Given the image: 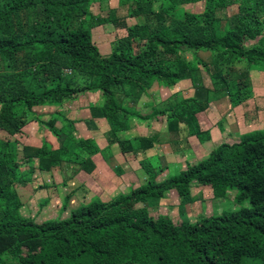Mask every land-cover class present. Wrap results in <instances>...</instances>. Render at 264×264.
Listing matches in <instances>:
<instances>
[{"label": "trees", "instance_id": "trees-1", "mask_svg": "<svg viewBox=\"0 0 264 264\" xmlns=\"http://www.w3.org/2000/svg\"><path fill=\"white\" fill-rule=\"evenodd\" d=\"M197 1L158 0L155 15L170 19L171 31L162 32L159 26L143 31L140 25L125 24L118 44L108 55H102L90 30L63 26L86 14L90 0H0V62L6 67L12 63L14 73L31 68V73L40 72L42 76L36 82L17 85H12L11 76L0 80V129L10 135L20 133L26 124L25 113L32 107L58 103L83 89L101 92L104 104L99 116L107 120L112 136L127 130L130 118L145 121L162 114L172 122H180L174 108L167 114L166 109L148 115L130 113L116 102L113 89L128 85L142 91L153 82L175 84L188 73L189 65L178 56L182 49L210 51L218 59L232 57L264 66V0H254L253 8L232 14L227 18L228 27L221 32L215 11L226 8L230 0H205L200 15L177 14L184 3ZM153 2L144 0L143 5L132 6L131 15L154 13L150 9ZM31 11L35 15L26 20ZM124 21L111 20L115 27ZM26 25L24 30L22 26ZM256 38L255 44L245 45ZM136 41L141 49L133 52ZM65 61L89 78L88 86L71 88ZM36 65L41 69L36 70ZM216 75L221 80L220 89H226L233 105L252 96L245 80L235 81L231 92L227 75L220 70ZM31 82L41 91L34 92ZM178 105L186 109L188 118L184 122L190 125L189 119L194 120L196 112L205 110L206 103L188 98ZM195 128L198 139L207 137L199 126ZM108 141L117 142L122 153L131 151L129 143L125 147V142L116 137ZM78 144L84 145L80 141ZM60 155L46 146L36 150L22 145L19 149L16 140L0 139V264H42L45 260L75 264L86 257L91 264H264V131L247 132L233 144L221 143L209 158L187 164L185 171L160 183L155 182V168L141 161L139 166L147 176L142 186L107 202L81 204L64 219L38 223L22 217V201L14 183L25 182L27 172L19 171V161L29 163L37 158L38 168L49 170L60 163ZM70 161L79 164L81 170L93 169L89 160ZM191 182L209 185L215 196L235 189L236 208L190 223L183 207L192 201ZM172 189L180 198L178 224L163 214L153 219L148 211L164 191ZM70 196L67 194L64 200Z\"/></svg>", "mask_w": 264, "mask_h": 264}, {"label": "rangeland", "instance_id": "rangeland-1", "mask_svg": "<svg viewBox=\"0 0 264 264\" xmlns=\"http://www.w3.org/2000/svg\"><path fill=\"white\" fill-rule=\"evenodd\" d=\"M90 1V6L88 7V12L86 14L75 18V20H73L75 22H69V24H64L63 26L67 28H74L76 26H80L82 28L90 30L93 39H96L97 43L100 45L99 50L102 55H108L116 46V44H118V39H120L121 37L109 39V37L105 35L97 34L96 30L97 28H99V24L97 22L100 20L102 21V26H100L103 27L104 30H107L101 31H103L104 33L110 32L111 35H114V32L124 30L123 28L125 27V24L128 27L133 26L135 24L140 25L142 26L143 31H146V28L154 29L158 26L160 27L158 29H160L162 32H164L165 30H167V32L172 30L173 23L170 19L165 18L163 15H161L160 17H157L155 15L156 11L158 10V0H153L154 2L152 3V7H150V9H152L154 13L150 14L148 12H142V14L138 16L131 15L130 11L134 8L136 4L143 5L144 0ZM253 1L254 0H230L226 8L218 9L217 11H215V18H217L218 20L219 32L223 31L225 28L228 27L227 18L230 17L232 14L237 13L240 9L242 11L245 10L246 12L249 8H253ZM204 3L205 0H199L197 2H187L178 7L176 12L178 15L180 13H191L200 15L204 10ZM31 13L33 12L31 11ZM31 13L27 12L25 16L26 20H31V17L35 15L34 13ZM115 18L125 19L124 23H122L121 25L119 24L120 26H122V28H120L119 25L115 27L113 22H111V20ZM27 27L28 25H26V27L22 26L24 30H26ZM22 28H20L19 31H22ZM122 35L123 34L119 36ZM261 37L264 40V27ZM256 42L257 38L253 41H247L245 45L250 46L252 44H255ZM140 44L141 43H139L138 41L132 44L133 52H138L141 49ZM178 56L180 60L186 62L189 65L188 73L185 78L175 82V84L171 86H163L154 82L149 87L144 88V90L142 91L138 88H131L128 85L123 86L121 88H114L113 90L116 102L120 106L125 108V110H127L128 112L134 113L139 111L137 110V105L139 101L143 102L142 104L146 106L149 101L155 102V99H158L159 102L157 103V106L156 108H154V110L166 109L167 114L169 113L171 108H174L176 111L175 114H178L180 116L177 121H180V123L184 124L182 128H184L185 126L187 132H196V126H199L198 130L200 132H211L213 134L212 141H210L208 136L201 140L198 139L200 140L199 143H210V147H208L206 150L201 151V154L199 153V151L191 153L196 159V163L198 161H202L209 158L214 148L218 144H233L238 142L240 136L247 132L254 130L264 131L263 65H250L244 60H237L232 57H227L228 60H225L227 58L218 59L217 55L213 52L204 50L191 52L182 49L178 51ZM65 62V67H67V72H69L68 77H70V81L72 82L71 88H74V90H76L84 88V86H88L90 83L89 78L85 77L82 74L80 75L77 70H73V68L67 66V61ZM58 63H60V61ZM11 64L9 67H6L5 63L0 62V80L6 81L4 78L11 76L12 79H10V81L12 82V85H17L20 83L24 84L29 80H34V82H36L37 78H42L40 72H37V74H35V72L32 71V75L31 68L25 71L21 70L20 72L14 73L13 69L15 70V68H13V65ZM174 64L175 63H173L172 65ZM36 66V70L41 69L40 65ZM216 70H220L221 74L225 73L227 75V82L232 88L231 92H233L234 90V82L241 78L245 80V82L250 87L252 96L247 99L244 103L233 105L229 98H227L226 89H220L222 84L220 82V78L216 75ZM8 79L9 77L7 78V80ZM31 83L34 86V92L41 91V88L36 89L35 83ZM45 84L48 85L49 82H45ZM93 91H96V89H83L80 92L72 94L71 97L66 98L65 100L70 98H77L83 93ZM188 98H192L193 100H196V102L206 103L205 110H203L202 112H196L194 115V120L189 119L190 125H187L184 122V120L188 118V113L186 112V109L178 105L179 102ZM189 105L193 109L194 107L198 109L196 105ZM163 116H161V120L165 118L166 122L173 121L172 119H169L167 115H165L164 117ZM146 124H149V122H147ZM116 139L118 138L116 137ZM66 142L68 146H65L69 149V151L65 156L62 155V158L67 157V159L70 161L72 159V154L70 155L71 148L73 144H75L76 140L72 139L71 141H69L67 139L65 143ZM179 150H182V145H180L179 143L174 144V146H172V152H170V154H172V157L173 155H175L176 160L174 163L171 162L170 164H167V162L165 163L157 159L156 154L153 156L148 155L150 156L149 160L146 157H142V159H144L143 161H150L155 167V170L157 172V175L155 177L156 183L166 181L170 176L185 171L187 165L184 164V161L186 160V158H189L190 155L185 154L184 156H180V158H178V155L174 153H177V151ZM162 166H165V168ZM21 172L25 173L27 171L21 170ZM33 180L34 179L31 178V176L25 177V182L30 183L31 186L34 185L33 182L35 181ZM17 186H19V184ZM62 192V194L64 195L67 194L64 193L65 191ZM189 193L192 197V201L184 205L183 211L190 223H195L203 217L219 215L223 211L236 208V205L233 200L235 195V189L227 190L223 196H215L212 193V190L209 185H200L196 182H191L189 185ZM121 194L123 193H119L114 196L110 193H105L103 197L98 194L96 197L92 198H95L94 200L107 202L111 199L119 197ZM64 195L63 197H65ZM21 196L23 200L19 208L20 215L24 218H28L38 223L50 219H64L69 215V212L71 210L75 209L81 204H86L88 201H90L88 199L83 200L82 198H79L81 197L80 195H78L79 197L70 196L67 200H64V198L63 200H56L54 199V194H51L50 192H48L46 195L42 194L41 196H37L36 199H32L30 196L29 199H27L28 195L23 196L22 194ZM179 200L180 198L175 192V190L172 189L164 191L158 203L153 207H148L150 216L155 219L158 215L163 214L168 216L175 224H178L180 222ZM42 264L67 263L65 261L53 263L48 260H45ZM75 264H91L90 258L86 257L83 261L80 260Z\"/></svg>", "mask_w": 264, "mask_h": 264}, {"label": "crops", "instance_id": "crops-1", "mask_svg": "<svg viewBox=\"0 0 264 264\" xmlns=\"http://www.w3.org/2000/svg\"><path fill=\"white\" fill-rule=\"evenodd\" d=\"M100 25L102 26V24H99V28H97L99 31L96 30L97 34L105 35L109 39L121 35L120 31L114 32V35H111L110 32L104 33L103 31L107 30H104ZM94 41L97 43L96 39ZM97 47L100 49L98 43ZM158 102L159 100L155 99V102L149 101L144 106L143 102L139 101L137 110L142 115L160 111L154 110ZM103 104L104 98L99 90L83 93L77 98L32 107L25 113L26 124L20 133L10 135L0 129V139L16 140L19 143V149L22 145L36 150L46 146L52 153L61 154L60 163L49 170H40L37 158L32 159L29 163L24 161L22 164L19 161V171L26 170L27 176H31L35 181L33 186L27 182L14 183L21 201L23 200L22 194L23 196L28 195L27 199L29 196L36 199L37 196L46 195L48 192L54 194V199L63 200L62 191H65V194H71L72 197L80 195L79 198L90 201L94 200L95 198L92 197H96L98 194L102 197L105 193L114 196L119 193L125 194L145 183L146 173L139 166V163L144 160L142 157L149 160L150 156L156 154L157 159L162 162L174 163L176 157L175 155L172 157L170 152H172V146L179 143L182 145V150L174 154L178 155V158L189 154L190 157L188 156L189 158L184 161V164L187 165L196 163V159L191 153L199 151L201 154V151L210 147V143H199L201 139L198 140L197 132H187L185 126L182 128L184 124L166 122L165 118L161 120L162 114L153 115L151 119L145 121L130 118L128 129L117 131L112 136L107 120L99 116V108ZM49 122L53 123V126H50ZM147 122L149 124H146ZM205 133L212 141L213 134ZM115 137L119 141H124L125 147L129 143L131 151L122 153L117 142L109 143L108 140L115 139ZM71 138L76 140L70 152L72 159L79 162L89 160L93 167V169H89L90 171L81 170L79 164L69 161L67 157L62 158V155L65 156L69 151L65 141L67 139L71 141ZM201 138L205 137L201 136ZM78 141L83 142L84 145L78 144ZM148 143H150V147L146 148ZM93 149L97 151L92 153ZM20 156L19 152L18 159ZM147 163L155 168L150 161ZM162 167L165 168V166ZM18 184L19 186H17Z\"/></svg>", "mask_w": 264, "mask_h": 264}]
</instances>
